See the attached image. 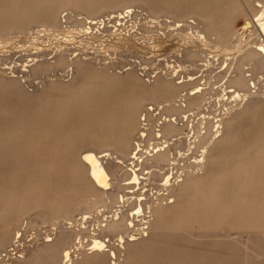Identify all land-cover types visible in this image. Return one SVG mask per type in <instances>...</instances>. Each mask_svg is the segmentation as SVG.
<instances>
[{
    "label": "rangeland",
    "instance_id": "1",
    "mask_svg": "<svg viewBox=\"0 0 264 264\" xmlns=\"http://www.w3.org/2000/svg\"><path fill=\"white\" fill-rule=\"evenodd\" d=\"M243 1L0 0V32L3 34L21 30L9 27L13 19L23 18L22 24L15 23L27 25L23 31L27 27L39 26L42 21L38 16H43V12L58 11L59 14L86 17V10L102 4L107 10L96 15L98 20L105 19L111 12H120L124 7H133L138 11L137 15L123 22L121 27L151 38L145 40V50L123 46L121 52H111L110 55L102 50L98 56L90 54L95 61L91 64L92 71L80 78L84 85L72 83L77 76L76 66L71 74L54 68L36 76L30 68H25L26 62L37 55H43L37 57L40 59L45 55V58L53 57L57 47L72 49L75 54L91 53V46L80 37L76 40L82 41L83 46L60 37L52 40L53 37L40 36L37 41H30L29 46L25 43L14 50L9 49V53L4 50L7 54L0 52V264H65L62 260L64 250H75L78 236L84 239V248L76 254H84L93 237L108 240L100 227L120 209L118 207L126 208L125 204L116 202L111 208L112 198L107 193L120 197L128 190L115 187L105 194L100 191L95 195L80 159L88 151L96 152L95 147L88 146L92 145V121L100 127L99 136L108 138L109 143L114 144L119 136L122 139L121 134L123 139L126 138L121 112L129 106L131 98L135 100V106H139L142 118L155 104L151 101L155 95L152 92L155 73H164L169 66L181 67L179 70L185 75L193 74L198 79L194 87H219L220 75L217 73L222 61H211V65L205 67L206 55L217 47L237 42L236 36L241 33L244 22L252 20L264 9V0ZM117 5L122 7L114 8ZM30 18H33L32 23ZM190 19H196L195 24H188ZM152 20L160 21L162 28L149 27ZM176 21H185L187 27L176 32L169 30ZM5 23L9 26L4 30L2 25ZM110 23L109 26L115 25L114 21ZM79 24L71 21L69 25ZM189 33L209 36L210 51L196 38H188ZM247 35L245 43L249 46L264 40L256 31ZM158 39L169 41L163 52L157 53L150 41L157 42ZM189 39L196 42L197 55L189 57L183 52L182 57L178 56L179 48L183 49L184 42ZM255 75L258 90H255V98L234 106L231 97L219 100L222 93L217 88L215 93H208L206 106L201 111L189 106L184 110L188 111V130H198L202 117H205L206 126L217 121L221 123V136L210 148L204 168L198 171L203 172L196 175L194 172L190 177L185 174L179 180L182 187L175 186L174 191L180 189L181 196L171 199L176 207L169 216L161 219L152 214L144 221L135 219L134 227L129 231L131 238L126 240L130 241L134 236L136 245L133 242L126 245L121 264H264V71H256ZM97 90L114 95L110 100L113 109L109 110L119 117L111 119L110 115L106 117L105 108L95 109L94 106H108L106 102H97L101 97H108L96 93ZM124 97L129 99L123 100ZM161 113L162 117L168 114L166 111ZM153 114L152 127L159 130L156 125L161 122V114ZM180 117L178 113L174 115L178 126L182 124ZM107 121L115 124L112 130L116 132L112 135L106 132L109 130ZM115 133L120 135L115 137ZM111 150L112 153L115 151ZM127 165V162L122 165L125 171ZM153 192L145 191L149 198L155 194ZM139 193L138 190L136 194ZM84 214H87V221H83ZM18 234L22 235L19 242ZM69 238L74 242H67ZM53 246L61 247L57 250ZM55 249L58 252L53 251ZM72 257L73 264H84L81 255L72 254Z\"/></svg>",
    "mask_w": 264,
    "mask_h": 264
},
{
    "label": "bare ground",
    "instance_id": "2",
    "mask_svg": "<svg viewBox=\"0 0 264 264\" xmlns=\"http://www.w3.org/2000/svg\"><path fill=\"white\" fill-rule=\"evenodd\" d=\"M242 3L245 4L244 1ZM98 6L99 5L96 4V6L91 8L92 10H86V17H82L80 15L70 16L68 13L62 14L63 12L59 14L58 11L43 12V14H41L43 16H38V18L42 21H40L41 24L39 23V26L37 25V27L34 29H28L27 27V29H23V31H21L22 28L27 26L21 25V20L23 18L15 20L13 19L12 21L14 22L13 24L11 23L12 25L10 24L9 26V24L5 23L2 25L3 28L9 26L10 28L12 27V30L17 28L21 30L16 33L8 34H3L0 32V52L3 51L5 54H7V51L4 50H8L9 53V49H13L14 47L16 48V46L18 47V45H24L25 43L29 46L31 45L29 43L30 41H35L40 36L41 38L42 36H44L43 38H45V36L53 37L51 38L52 40H56L54 37H60L65 41L72 42L74 45L83 46L82 41L80 42L76 40L78 37H80L83 40H86L85 42H87L88 46H91V53L82 52L81 54H75V51H72V49L69 50L65 47H57V49L54 51V56L50 58H45L46 55L43 59L37 58L43 57V55L40 54L41 51L36 52L40 55H37L36 58L34 57L30 61L26 62L27 65H25V68H30L32 74L36 76L40 74H46L52 71L54 68L64 69V73L69 74L70 72H73V68L76 66L77 76L73 78L72 83H75L74 85H84V81L80 82V78L92 71L91 64H93L95 61V59L90 57V54L98 56L97 53L103 51L102 53L110 55L111 52H121L123 46L131 47L132 49L145 50L147 49L145 44L147 42H145V40L150 38L149 35L139 36L134 34V32H130V30H124L123 27H121L124 24L123 22L132 20V18L137 15L138 11L133 7H124V10L120 12H111L106 16L105 19L98 20L99 18H96V15L103 12V9H106L104 8L106 6L102 4H100L99 7ZM115 7L122 6L117 5L114 6V8ZM35 17L36 15L33 16V18ZM33 18H30L32 19L31 23L33 22ZM195 20L190 19L188 24H195ZM17 21H21V24L18 23V25H16L15 23H17ZM71 21H75V23L78 24H83H79V26H72L69 25L71 24ZM113 21L115 25L109 26V23H113ZM166 22L171 23L172 21ZM184 22L176 21L174 26L168 29L176 32L184 27H187V24ZM28 23L30 24V22ZM160 23V21L152 20L151 24H149V27L159 28L161 27ZM6 29L9 30V28ZM254 31L259 32L260 36L264 38V9L254 15L252 20H246L244 22L241 27V33L236 36L237 42H234V44H230L229 46L217 47L212 53H209L207 50L209 49L210 51L211 47V45L210 47L208 46L209 44L207 42L209 36L203 33H199L197 35H193L192 33L188 34V38H196L199 40L198 43L207 48H205L208 52L206 55V60H204V62H206L205 67H207L209 64L211 65V61H222V64L219 65V72L217 73L220 75V80L217 82L219 87L217 88H220L222 93V96L219 100H227V97H231V102L235 103L234 106H238L237 104L243 101L246 102L255 96V92L258 91L254 81L256 80L255 72L264 71V40L262 39L261 43H256L253 46H249L245 43L247 38L246 36H248L247 34ZM182 38L184 39V37ZM191 39H189L188 42H184L186 46H184L183 49L179 48L180 52L178 50V56L182 57V55H184L183 52H185V55H188L189 57H195L197 55L198 51L194 47L196 42H191ZM152 40L154 41V39ZM168 41H161L158 39L157 42L150 41V45H152L154 52H163V49L168 46ZM22 47L23 46H20L21 49ZM213 47H215V45ZM1 54L3 55V53ZM29 63H31V65H29ZM166 68L167 69L164 73L159 71L155 73V76L153 77L156 78V81L153 83L154 85L152 87V92H154L155 95H153L151 101H154L155 104H153V107H150L145 111V114L142 115V118L139 116V106H135V100L124 97L123 100L127 98L129 99V106H126V109L121 112L120 117L124 118L123 125L124 129L126 130V132L124 131L126 138L123 139V135L121 134L122 139H120V134L117 135L115 133V137L119 136V138H117V141H113L114 144H111L108 142V138L105 139L102 136H99L100 127H96L98 124H94V121H92V137L90 140L92 145H87L89 147H95L94 149H96V152L99 149L101 151L96 153L94 151L90 152L87 150L88 152L84 153L82 157L80 155V159L84 164L86 176L89 177L91 185L96 191L95 195L97 192L99 194L100 191H104L105 194V192L111 191L115 187L122 188L124 191L128 190V192L120 197H117V195L112 193H107L112 198L111 208L113 207V203L116 202L117 204H125L126 209L124 210V207L122 206L118 207L120 209L117 210L116 213L113 212V216L110 217V220L107 221L105 225L100 227V229L107 234L108 240H101V237L99 240L93 237L95 233L92 234V241L89 240L91 241L90 248L88 247L89 249H87L84 254H76L79 253L82 248H84V239L81 236H78V241L76 240L77 242L74 244L76 249L73 251L71 248L64 250L62 260L65 262V264L74 263L72 254L77 256L81 255V263L84 264H121L122 254L126 245H130V242L135 244L134 241H137L135 240L134 236H132L130 241L126 240V238H131L129 236V231L134 227L135 219L144 221L152 214L157 215L161 219L169 216L176 207V205H172L173 202L171 199L181 196L179 188V190L174 191L175 186H181L179 184V180L183 178L185 174L190 177L192 174H194V172V175L197 173L201 174L203 172L201 171V173H199L198 171H200L202 167L204 168L210 148L215 145L221 136V123L217 121L215 124L208 123L209 126H206V120L204 121L205 117H202V125L198 130H192V128L188 130L186 121H188L189 116L187 115L188 111L184 112V110H187L189 106L201 111V109H204L206 106L208 93H215L217 88H208L207 85H204V88H198L197 86L194 87L198 79L193 74H183V71L179 70L181 67L178 66H169ZM150 80L151 79H149V81ZM217 83L214 82V86H217ZM190 86H193V88L189 89ZM95 92L101 94V96L109 94L108 91L105 90H97ZM113 96L108 95L107 98L101 97L97 99V102H106L108 106H94L95 109L99 110L100 108H105L104 112L106 113V117L110 115L109 117L111 119H114V116H116V118L119 117V115L116 113L114 115V113L110 112L109 110L112 107V105H110V100L111 97L114 98ZM85 101L89 102V99H85ZM181 101L183 102L181 103ZM114 109L116 108L114 107ZM163 111H166L168 114L173 113V115L167 114L165 117H162L164 116L161 113ZM153 112H156V115L161 114V122L157 120L158 123L156 125L159 130H155L152 127V117L155 116ZM176 113L180 114L181 116L180 118L182 124L180 126L175 123L176 118H174V115H176ZM222 119L225 120L224 118ZM221 121L222 120H220V122ZM114 125L115 124H113V121L111 123L108 122L109 130L106 132H110V135H112V132H116V130H112ZM184 127H187V129H184ZM117 133L119 132L117 131ZM115 137L114 140H116ZM87 145L86 147H88ZM93 148H91V150ZM111 148L115 149L113 153ZM126 162L128 163L126 167L128 169L125 171V169L122 168V165H124ZM138 190L141 191L139 195L136 194L138 193ZM154 190L156 192H153ZM145 191H150L155 194L153 196L151 195L149 198V195H147ZM198 195H201V192ZM104 196L105 195L102 196V199ZM98 200L100 201V199ZM86 215L84 216L83 221L88 220ZM21 236L22 235L18 234V242L21 239ZM62 238L63 240L66 239H64V237ZM2 240H5V238ZM67 242L73 243L74 241L72 242L71 238H69L67 239ZM53 247L55 248L56 246ZM58 247H56V249ZM56 249L53 251H56ZM56 252L54 253L56 254ZM61 255L60 257H62Z\"/></svg>",
    "mask_w": 264,
    "mask_h": 264
}]
</instances>
